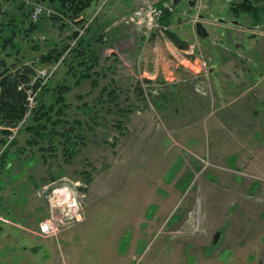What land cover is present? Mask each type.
Here are the masks:
<instances>
[{"label":"rangeland","instance_id":"1","mask_svg":"<svg viewBox=\"0 0 264 264\" xmlns=\"http://www.w3.org/2000/svg\"><path fill=\"white\" fill-rule=\"evenodd\" d=\"M110 1L93 3L85 13L84 29L94 25L95 31L101 15L110 19L104 9ZM123 2V10L113 12L111 22L106 24L100 18L105 39L92 47L97 66L91 79H79L86 72L84 67L79 72L74 68L78 80L67 77L73 58L68 57L67 62L61 58L54 64L40 62V57L62 43L53 21L45 23L32 44L22 46L18 61L9 60L34 65L37 78L44 82L71 85L65 120L70 126L81 122L83 127L74 145L78 152L71 155V147L66 151L58 144L57 151L42 157L38 148L27 146L31 138L28 118L37 105L36 92L28 94L35 103L11 129L0 152L9 153L6 166L12 165V177H3L11 179L10 191L28 197V205L16 208V217H9L6 232L0 233V264H264L263 113L257 112L255 136L238 138L231 120L221 126L223 142L203 139L207 119L211 130L217 131L219 110L216 102H210L202 112L207 108L202 100L215 95L212 72L205 71L203 59L211 62L197 52L202 53L201 40L196 28L186 22V10L208 20L205 2L199 1L196 7H184L182 2L172 17L173 33L177 18L191 33L190 40L182 41L187 45L174 41L177 47L193 46L178 61L170 41H165L168 34L146 39L128 23L141 0ZM257 5L264 7V0ZM213 10L216 15L218 11ZM231 12L238 17L233 8ZM245 16L250 18L246 14L238 18ZM257 22L260 26L254 35L264 62V15ZM212 25L207 26L210 37ZM244 34L242 29L235 36L243 41L241 48H253L255 39L246 41ZM33 45L38 47L31 49ZM245 49H237L235 61L228 65L230 71L237 69L241 74L238 64L253 62ZM148 69L156 75L154 79L143 74ZM104 89L114 91L116 100L107 97L103 102ZM256 99L259 111L264 99ZM14 140L17 144L10 149ZM40 146L48 149L49 144L41 142ZM86 174L92 176L91 184H86ZM5 186L0 179V187ZM71 215L74 218L69 221ZM50 219L65 226L53 238L34 233Z\"/></svg>","mask_w":264,"mask_h":264},{"label":"trees","instance_id":"2","mask_svg":"<svg viewBox=\"0 0 264 264\" xmlns=\"http://www.w3.org/2000/svg\"><path fill=\"white\" fill-rule=\"evenodd\" d=\"M94 2L95 0L0 1V127L2 128L0 129V152L8 142L7 137L11 134V129L17 127L25 119L26 113L30 110L28 94L34 91L36 92L37 105L32 109L28 118L27 131L31 133V138L27 141L28 148L31 150L38 148V152H42L44 158H48L47 156L52 152L57 151L58 144L67 149L66 151L71 147V155L78 152L74 145L80 138L78 134L83 124L73 122V125L70 126L71 123L65 120L67 110L70 109V105L67 103V93L71 90V85L63 82L54 86L49 81L44 82V78H37L38 74L34 65L27 63L17 65L16 62L10 63L9 60L19 58L23 51L22 46L25 43L32 44L35 40L34 37L43 29L45 23L53 21V24L59 29L62 43L54 45L46 55L40 57V62L54 64L61 58H64L63 62L73 58L75 62L72 69L66 73L67 77L72 75L78 80V68L84 67L87 73L82 71L79 79H91V72L97 66L92 47L104 40V36L101 35L96 41L92 39L95 34L94 25L89 30L85 29L82 35L81 31L84 30L83 26L87 21L85 13ZM257 2L259 3V0H242L240 3H233L235 5L233 9L238 17L246 14L260 20L264 15V7L257 5ZM38 3L51 8L54 13L44 14L39 21L35 22L31 16L34 5ZM172 17L173 14L165 15L163 25L170 27ZM78 28L83 29L80 31ZM67 32L69 35L65 38ZM87 35L89 36L87 37ZM168 35L177 42L172 31H169ZM73 41L75 45L72 46ZM37 47V45H33L31 49ZM74 68L78 72H74ZM44 77L46 76L44 75ZM93 86H97L95 81H93ZM47 96L50 97V100H46ZM103 96H105L102 99L103 102L107 97L110 100H116L115 92L108 89L102 91ZM128 111L125 110V113ZM67 126L68 129H66ZM74 139L76 140L74 141ZM41 142L49 144L48 149L40 146ZM16 144L17 141H12L10 149ZM35 155L37 156V153ZM7 158H9V153L6 151L0 155V170L7 164ZM85 176L86 184H91L92 176L90 174Z\"/></svg>","mask_w":264,"mask_h":264},{"label":"crops","instance_id":"3","mask_svg":"<svg viewBox=\"0 0 264 264\" xmlns=\"http://www.w3.org/2000/svg\"><path fill=\"white\" fill-rule=\"evenodd\" d=\"M98 1H102V0H98ZM190 1L192 3L188 4L186 0L185 2L186 4L184 7L186 6L191 7L193 6V4H195L196 2L199 3V1L201 0L198 1L190 0ZM203 1L205 2V5L207 6L209 12L212 11L214 12L213 9L216 8L218 12L216 15L215 14L214 15L218 18V22L212 25L214 26V29L212 32V36L209 39H207L206 41L200 39L202 47L199 48V50H202V53H199V51H197V47L194 48L195 55L197 51L198 54L201 55V57L203 56L209 57V59L211 60L210 72H212V84L215 95L213 97L214 100L213 99L202 100L207 107L205 109L202 108V112L207 111L208 106H210V102L211 103L216 102L218 107L217 110H219V114L217 115L216 118V121H218V128L216 129L217 131L214 133L211 130L212 129L211 128L212 124L210 123L211 120L207 119L206 137H204L203 139L207 140L209 137H213L214 140L221 141L222 139L220 138L224 137V132H223L224 128L223 127L221 128V126L224 125L225 122H230L231 120L233 121V124L236 125V130L234 135H237L238 138L245 136L250 137L252 135L255 136L257 134V128H258L257 120H256L258 117L257 112L263 113L262 118L264 119V107L260 108V110L258 111L257 106L255 104L257 100L256 97L258 98V96H260L261 99L262 98L264 99V62L263 60H260V56L258 54L259 53L258 51L260 50L258 49L259 43H257L258 40L254 35V32L256 31V29H258L260 23L257 22L258 21L256 20L257 18H253L251 16L250 18L247 16H245L246 18L245 17L242 18L243 16L240 18H235L230 13L232 10V6L235 7V5H233V2L235 1L236 3H240L242 0H203ZM138 2H140V0H138ZM122 3L125 2H123V0H115V1L111 0L108 3L107 7L104 8L105 14L109 15L110 19L102 18L104 17V15L103 16L101 15V17H99V23H97L95 26L96 28L95 34L92 36V39H94V41H96V39L100 38L102 35L101 27H100L101 26L100 18L103 19L106 24L109 22V20L111 22V20L114 19L113 16L111 17V15H113V12L114 15H116L115 13L117 10L119 12L123 10L121 6ZM92 14L93 13H91V15ZM221 17L224 18L227 22L225 23L221 22L219 19ZM105 18L107 17L105 16ZM176 24H177L175 25L177 27L176 32H180L179 33L180 35H178L176 32L174 33L177 42L180 44L182 43V41L184 42V40L185 41L190 40L191 33H187L188 30L185 29L186 23L184 21L181 22V19L177 18ZM242 29L245 32L244 36L246 41L249 38H251L252 40L255 39L253 48L252 47L249 49L241 48L242 45L240 44L243 41H238V39L235 38V36L237 37L239 36L238 34H240ZM185 38L188 40H186ZM156 40H158V38H156ZM167 40H169L170 44L172 45L171 52L174 53L175 61H178L179 57H181L182 54L188 56L187 52H189L190 49L193 47L190 46L191 44H189V47L185 49L186 51L181 50L180 48L177 47V44L170 37V35H167L165 41ZM182 44L187 45L188 43H182ZM108 45H110V43ZM108 45H106L105 47H108ZM142 47H145V45H142ZM237 49L240 50L245 49L246 50L245 52L249 53V55H251L253 59V62L250 65H246L243 63L238 64L239 70L242 71L241 74L238 72L237 69H233L230 71L228 66L229 62L233 58L237 57L238 54ZM142 53H140V55H142ZM194 58L195 56L193 55L191 56L190 59H194ZM190 59L188 58L189 61ZM229 71L230 74H228ZM111 72H114V70L111 69ZM143 74L145 76L152 75V77H150L152 79H154L156 76V75L153 76V73H151L149 69L144 70ZM147 81L149 82V80ZM180 93L185 95L187 94V92L185 91L184 93L180 91ZM221 110H223V112ZM207 116L209 117V115ZM262 130L264 132V127ZM202 143H204V140ZM226 152H228V150ZM238 152H240V149L238 150ZM236 158L237 156H235V159ZM10 167H12V165H8L0 170V179L4 180L6 184L5 187L3 188L0 187V233L6 232L7 229H5L6 227L5 223H7V219L9 217L11 218V216L16 217L14 215L16 208L17 209L20 207L24 208L25 205H28V197H26L25 194L19 195L17 194V192L10 191L11 179L8 180V178L5 179V177H3L4 174H9V177H12L10 174L11 173ZM9 191H10L9 194L10 196L7 195ZM34 231H36L34 233L40 234L39 229ZM34 238L35 237H32V240H34Z\"/></svg>","mask_w":264,"mask_h":264},{"label":"built area","instance_id":"4","mask_svg":"<svg viewBox=\"0 0 264 264\" xmlns=\"http://www.w3.org/2000/svg\"><path fill=\"white\" fill-rule=\"evenodd\" d=\"M53 13L54 12L51 9L35 4L31 19L36 22L39 21L44 14L51 15ZM176 13L177 8L173 5L171 0H141L139 7L136 8L131 15H129L128 23L133 26L135 31L140 36L150 39L156 34L166 35L169 27L163 25V18L167 14L175 15ZM84 32L85 29L81 31V35ZM203 60L205 62L204 69L206 72H209L210 64L205 59ZM28 100L30 105L35 103L32 95H30ZM73 218L74 215H71L69 221L73 220ZM62 226L65 225H59V223L56 224L53 219H50L40 224V233L46 238L53 237L62 228Z\"/></svg>","mask_w":264,"mask_h":264},{"label":"flooded vegetation","instance_id":"5","mask_svg":"<svg viewBox=\"0 0 264 264\" xmlns=\"http://www.w3.org/2000/svg\"><path fill=\"white\" fill-rule=\"evenodd\" d=\"M196 1H198V0H196ZM182 2H186V0H182ZM187 3H189V2H187ZM192 2L190 1V3L189 4H191ZM182 4V3H181ZM181 4L179 5V6H177V5H175L176 6V8H177V11H178V8H180L181 7ZM196 4H198L197 2L195 3V4H193V6H191V7H196ZM205 7H206V10H207V6L206 5H204ZM232 8H233V6H232ZM186 13H187V18H186V22H188L192 27H194V28H196V26L198 25V24H202L203 26H205L206 28H207V30H208V25H210V24H215L216 22H218V18L217 17H215V15H214V13H212V12H209L210 13V15L208 16V20H205L204 19V17L203 16H200L201 18H197L198 16L197 15H192L191 13H190V11L189 10H186ZM235 18H238V17H236L232 12H230ZM189 16V17H188ZM199 19H201V20H199ZM220 19V21L221 22H223V23H225V22H227L224 18H219ZM181 22H182V19H181ZM256 32V31H255ZM254 32V33H255ZM196 33H197V28H196ZM210 35H211V33L209 32V37H207L206 39H203L202 37H200L198 34H197V37L199 38V39H203L204 41H206L207 39H209L210 38ZM209 61L211 62V60L209 59Z\"/></svg>","mask_w":264,"mask_h":264},{"label":"water","instance_id":"6","mask_svg":"<svg viewBox=\"0 0 264 264\" xmlns=\"http://www.w3.org/2000/svg\"><path fill=\"white\" fill-rule=\"evenodd\" d=\"M174 4L179 6L182 3V0H173ZM197 28V34L202 37L203 39H206L207 37H209V32L207 30V28L205 26H203L202 24H198L196 26ZM219 238V233L216 234L214 240H213V244H217Z\"/></svg>","mask_w":264,"mask_h":264}]
</instances>
